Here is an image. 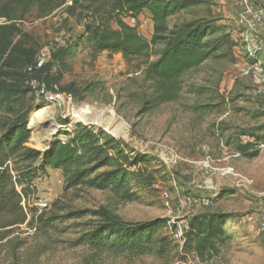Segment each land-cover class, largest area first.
<instances>
[{"label":"rangeland","instance_id":"1","mask_svg":"<svg viewBox=\"0 0 264 264\" xmlns=\"http://www.w3.org/2000/svg\"><path fill=\"white\" fill-rule=\"evenodd\" d=\"M194 1L195 6L169 20L170 28L196 20L209 22L215 32L206 41L213 53L183 77L177 102L146 112L144 97L152 92L153 82L146 79L145 59L127 63L121 54L108 52L94 59L85 38L93 19L118 29L111 10L113 0H88L85 7L98 12L89 14L91 18L83 9L78 10V18L58 10L45 19L30 16L24 22L23 29L38 40L41 50L64 51L67 64L62 70L58 63L49 62L41 80L45 92L36 90L29 96L27 107L33 111L28 146L44 153L56 139L69 140L79 125L96 132L102 129L127 147L130 157L142 156L139 167L146 168L154 182L139 190L135 187L136 200L121 202L112 192L66 191L61 170L39 173L25 204L26 222L4 228L16 215L0 216V234L11 231L0 242V264H264V235L247 221L249 215L264 211V96L258 94L260 86L255 80L241 76L239 70L244 59L233 48L239 34L237 1ZM125 22L151 38L153 20L148 12L136 21L125 18ZM60 70L64 74L56 84L53 79ZM49 134L47 140H40ZM253 136L262 138V146L260 155L250 159L237 146L253 142ZM208 157L215 160L214 167H231L234 174L207 173ZM224 158L228 160L219 162ZM11 167L16 170L20 165L13 162ZM167 192L168 199L164 198ZM186 197H210V205L196 212L225 215L229 240L218 256L200 259L173 240L168 230L173 244L163 255L131 258L91 247L89 239L98 221L93 212L100 208L130 223L175 218L183 224L195 213L181 209ZM77 212L85 214L71 216Z\"/></svg>","mask_w":264,"mask_h":264},{"label":"trees","instance_id":"2","mask_svg":"<svg viewBox=\"0 0 264 264\" xmlns=\"http://www.w3.org/2000/svg\"><path fill=\"white\" fill-rule=\"evenodd\" d=\"M87 2L0 0V216L16 215L4 228L26 222L23 197H29L31 184L48 168L63 171L66 191L83 188L107 191L121 202L136 200L138 195L134 188L139 190L141 185L154 182L153 175L139 167L142 156L130 157L127 147L102 129L96 132L92 127L79 125L66 144L56 139L44 153L28 146L29 116L33 109L27 107V101L35 91L29 82L36 80L42 85L49 62L58 63L62 70L67 64L65 52L54 48L51 60L43 68L29 71L42 48L38 40L23 29V24L30 16L45 19L58 10H63L70 18H78V10L83 9L87 18H91L89 14L95 16L98 12L85 7ZM195 5L194 0H113L111 10L118 29L113 30L97 19L86 28L85 38L94 59L104 52L121 54L127 63L145 59L146 79L153 85L152 92L144 97V112L177 102L183 91V77L213 53L208 50L206 41L215 32L209 22L196 20L170 28L171 18ZM144 12L153 20L149 39L141 34L138 26L125 22V18L137 19ZM62 70L53 79L56 84L61 82ZM36 72L41 77L35 75ZM253 138V142L237 146L242 156L250 159L260 155L262 146L260 136ZM13 162L20 168L13 170ZM15 172L18 173L15 175ZM84 214L77 212L71 216ZM93 215L98 221L93 225L89 243L96 251L139 258L148 254L163 255L173 244L166 233L167 220L130 223L106 208H100ZM226 221L225 215L219 212H195L188 221L185 249L194 251L204 261L218 256L229 240ZM10 233L9 230L0 234V242Z\"/></svg>","mask_w":264,"mask_h":264},{"label":"built area","instance_id":"3","mask_svg":"<svg viewBox=\"0 0 264 264\" xmlns=\"http://www.w3.org/2000/svg\"><path fill=\"white\" fill-rule=\"evenodd\" d=\"M239 7V15L236 20V25L239 28V34L234 39V50L241 54L244 63L239 65L241 76L251 77L260 86L257 91L258 94L264 96V0H236ZM136 21V18H131ZM1 22H4L1 21ZM53 48H46L41 50L37 56L36 62L33 66L29 67V71L34 69L43 68L50 60ZM32 88L36 91L45 92L44 85H41L36 80L29 82ZM226 102L229 103L230 99L226 98ZM63 144H66V140H62ZM228 158L219 160V162L226 161ZM215 160L212 157H208L205 161V167L207 173L209 171L213 174L218 172L222 175L234 174V169L231 167L221 168L214 167L212 163ZM21 193V189L18 188ZM23 197V195H22ZM168 192L164 194V198L168 199ZM27 199L23 197V207L26 211L25 204ZM210 197H204L200 200H196L191 197H186L180 204L181 209L186 210L187 213L193 214L196 212V208L210 205ZM27 213V211H26ZM247 221L252 225H255L260 233L264 235V211L259 214H252L247 217ZM168 231L173 240L185 245L186 231L189 229L188 222L180 224L175 218H171L167 223Z\"/></svg>","mask_w":264,"mask_h":264},{"label":"bare ground","instance_id":"4","mask_svg":"<svg viewBox=\"0 0 264 264\" xmlns=\"http://www.w3.org/2000/svg\"><path fill=\"white\" fill-rule=\"evenodd\" d=\"M80 109H81V107L77 108L75 111H79ZM85 111H86V110H85ZM90 115H94V114L91 113ZM89 118H90V117H89ZM78 119L81 120V117L78 116ZM83 120L87 121V119H86L85 117L83 118ZM58 126H59V125H58ZM58 126H57V127H58ZM55 127H56L55 124L51 126V131H52V132H54ZM49 137H50V134H49L48 136L41 137L40 140H41V141H44V140H47ZM46 148H47V147H45V149H46Z\"/></svg>","mask_w":264,"mask_h":264},{"label":"crops","instance_id":"5","mask_svg":"<svg viewBox=\"0 0 264 264\" xmlns=\"http://www.w3.org/2000/svg\"><path fill=\"white\" fill-rule=\"evenodd\" d=\"M49 169V168H48ZM200 209H202V208H200ZM200 212V211H199ZM198 213V212H197ZM192 216V215H191Z\"/></svg>","mask_w":264,"mask_h":264}]
</instances>
